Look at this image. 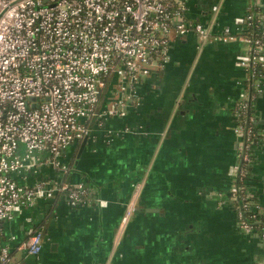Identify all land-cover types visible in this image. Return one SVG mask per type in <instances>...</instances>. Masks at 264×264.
Here are the masks:
<instances>
[{
  "label": "crops",
  "instance_id": "0c3cea01",
  "mask_svg": "<svg viewBox=\"0 0 264 264\" xmlns=\"http://www.w3.org/2000/svg\"><path fill=\"white\" fill-rule=\"evenodd\" d=\"M185 2L188 21L204 24L211 38L173 34L166 66L136 87L138 103L123 116L88 121L87 142L62 155L68 174L42 171L85 183L90 196L79 205L63 195L40 200L3 222L2 241L19 264H264V242L240 228L231 197L242 143L237 103L258 90L252 113L260 138L244 186L264 213V69L246 82L236 63L247 50L236 19L251 0ZM110 97L107 88L99 113ZM36 229L44 232L42 251L27 255L19 247Z\"/></svg>",
  "mask_w": 264,
  "mask_h": 264
},
{
  "label": "built area",
  "instance_id": "2783aa9c",
  "mask_svg": "<svg viewBox=\"0 0 264 264\" xmlns=\"http://www.w3.org/2000/svg\"><path fill=\"white\" fill-rule=\"evenodd\" d=\"M236 23L251 30L240 33L247 50L236 63L253 83L264 69L261 0H251L249 13ZM190 32L201 40L212 36L204 24L188 21L185 0H0V264H19L2 241L3 222L40 200L63 195L79 205L90 196L83 182L40 174L49 168L68 174L62 155L90 133L88 121L123 116L138 103L136 87L166 66L172 35ZM107 88L111 103L99 113ZM257 95L247 92L237 103L242 143L231 197L240 228L264 242V229L258 232L250 221L264 213L244 186L251 144L260 138L252 113ZM135 209L132 203L125 222ZM43 241V230L36 229L19 249L36 256Z\"/></svg>",
  "mask_w": 264,
  "mask_h": 264
},
{
  "label": "trees",
  "instance_id": "16d2710c",
  "mask_svg": "<svg viewBox=\"0 0 264 264\" xmlns=\"http://www.w3.org/2000/svg\"><path fill=\"white\" fill-rule=\"evenodd\" d=\"M250 31H251L250 29L246 28L242 31V35H247ZM242 117L244 118L245 114H243V115L241 114V118ZM234 204H235V206H237L238 203L234 202ZM252 208H253L252 213H255V210H254L255 207L252 206ZM250 221L252 224H254L256 226V229L258 232H261L264 229V217L261 214L256 215V217Z\"/></svg>",
  "mask_w": 264,
  "mask_h": 264
},
{
  "label": "water",
  "instance_id": "95a60500",
  "mask_svg": "<svg viewBox=\"0 0 264 264\" xmlns=\"http://www.w3.org/2000/svg\"><path fill=\"white\" fill-rule=\"evenodd\" d=\"M89 134H90V133H89ZM89 134H88V135H89ZM88 135L84 137V139H83V144H85V143L87 142Z\"/></svg>",
  "mask_w": 264,
  "mask_h": 264
},
{
  "label": "rangeland",
  "instance_id": "374dc122",
  "mask_svg": "<svg viewBox=\"0 0 264 264\" xmlns=\"http://www.w3.org/2000/svg\"><path fill=\"white\" fill-rule=\"evenodd\" d=\"M109 106V105H108Z\"/></svg>",
  "mask_w": 264,
  "mask_h": 264
}]
</instances>
